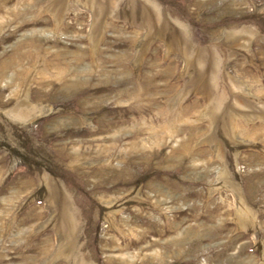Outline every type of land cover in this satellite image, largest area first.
<instances>
[{
    "label": "rangeland",
    "instance_id": "rangeland-1",
    "mask_svg": "<svg viewBox=\"0 0 264 264\" xmlns=\"http://www.w3.org/2000/svg\"><path fill=\"white\" fill-rule=\"evenodd\" d=\"M0 264H264V0H0Z\"/></svg>",
    "mask_w": 264,
    "mask_h": 264
}]
</instances>
